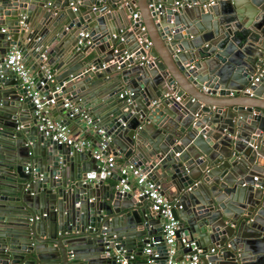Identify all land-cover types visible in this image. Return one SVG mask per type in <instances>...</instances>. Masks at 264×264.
<instances>
[{
  "label": "water",
  "instance_id": "1",
  "mask_svg": "<svg viewBox=\"0 0 264 264\" xmlns=\"http://www.w3.org/2000/svg\"><path fill=\"white\" fill-rule=\"evenodd\" d=\"M207 3L0 0V62L21 49L35 86L59 87L52 109L65 116L67 95L87 113L74 120L91 142L45 139L0 67V264H163L164 219L93 156L102 137L158 185L198 264H264V75L248 85L264 68V0ZM43 63L52 85L39 86Z\"/></svg>",
  "mask_w": 264,
  "mask_h": 264
},
{
  "label": "built area",
  "instance_id": "2",
  "mask_svg": "<svg viewBox=\"0 0 264 264\" xmlns=\"http://www.w3.org/2000/svg\"><path fill=\"white\" fill-rule=\"evenodd\" d=\"M213 1L214 0H208L207 4H212ZM69 4L73 8V4ZM174 4H177V2H174ZM46 5L49 6L50 2H47ZM153 5V3H148L149 8L153 7ZM160 5L161 3L157 2L156 6L153 8L156 14L159 13L158 8ZM99 9L106 10V6L101 5ZM133 17H136V14L132 13L131 18ZM139 29L143 30V26H140ZM1 31H3V28H1ZM137 41L140 43L139 39H137ZM144 42L145 44L141 48L145 54L151 43L146 38ZM140 59L146 61L143 56H140ZM1 66L10 70L15 75L19 86L24 89L26 96L34 107L38 129L42 132L45 139L55 144L72 146L77 151L90 148L91 142L88 139L74 135L70 131L68 125L51 117L50 109L55 104V93L59 91V87L55 85L53 91H48L49 95L37 88L35 86V74L26 67L21 49L15 47H12V49L10 48L0 62V67ZM41 73L44 82L40 80L39 86H42L45 82L52 85L54 81L53 74L49 71L45 63L41 66ZM261 75H264V68L260 69L256 75L251 77L248 85H252L253 82L258 81ZM242 92L249 93L250 90L248 87H245ZM61 106L67 111L64 116L65 119L74 120L75 118H81L87 123L90 122L87 113L77 104L73 103L69 97H62ZM97 133L102 134L103 132L101 129H97ZM92 154L96 159H101L106 164L107 173L115 166V156L109 151L108 137H102L99 147L93 149ZM118 169L120 177L117 181V185L124 186L132 182V185L138 189L136 195L150 201V208L158 212L160 217L164 219L162 222L161 238L166 247V256L163 264H198L201 248L196 245L194 240L189 239L186 231L180 228L178 220H176L171 213L172 205L160 193L158 185L146 176V172H142L138 166L132 163L118 166ZM253 179L255 180L256 177L253 176ZM41 215H45V213L43 212ZM104 242L108 241L105 240ZM157 243H159V241L153 240L151 237L148 243L144 245L142 252L145 255L149 254L151 246ZM182 248H189L190 251L183 253L181 251ZM176 254L181 256L179 261H175ZM159 255L160 253L157 251L152 254L155 258L159 257ZM117 261L119 264H127V260L124 258H117Z\"/></svg>",
  "mask_w": 264,
  "mask_h": 264
},
{
  "label": "crops",
  "instance_id": "3",
  "mask_svg": "<svg viewBox=\"0 0 264 264\" xmlns=\"http://www.w3.org/2000/svg\"><path fill=\"white\" fill-rule=\"evenodd\" d=\"M101 5H102V3H100ZM131 17V15L130 16H125V20L126 21H128L129 20V18ZM11 49H12V47H10ZM33 64H34V61H33ZM259 70V69H258ZM31 72H32V70H30ZM33 73V72H32ZM50 91V90H49ZM67 95H62V97H66ZM50 115H51V117H53L54 119H56V120H59V121H61V120H64V114L61 112V110H59L57 107H55L54 109H50ZM65 121H68L69 122V125H68V127H69V129H70V131L74 134V135H76V136H79V137H82V138H84V132L83 131H78V129H76V124H75V120H67V119H65ZM89 138V137H88ZM87 138V139H88ZM86 139V138H85ZM89 140V139H88ZM96 149V148H95ZM125 159L120 155V154H117V155H115V168H117L118 166H122V164H123V161H124ZM255 174V177H258V175L256 174V173H254ZM130 184H133L132 182H130ZM144 254V253H143ZM145 255V254H144ZM178 255L176 254V256H175V258L177 257ZM137 259H138V257H136V256H133V262H136L137 261Z\"/></svg>",
  "mask_w": 264,
  "mask_h": 264
}]
</instances>
